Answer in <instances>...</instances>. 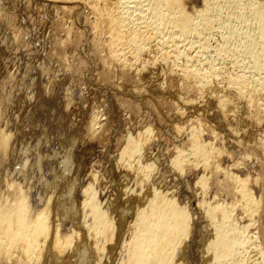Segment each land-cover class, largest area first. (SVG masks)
Segmentation results:
<instances>
[{
    "label": "rangeland",
    "instance_id": "obj_1",
    "mask_svg": "<svg viewBox=\"0 0 264 264\" xmlns=\"http://www.w3.org/2000/svg\"><path fill=\"white\" fill-rule=\"evenodd\" d=\"M120 1L0 0V204L28 187L30 215L45 210L49 222L30 257L19 244L0 264H124L143 214L171 201L191 220L170 264L215 262L219 234L249 241L228 264H264V68L244 46L251 37L261 49L253 9L264 0H183L193 20L176 45L158 35L142 50L114 40ZM92 204L109 215L104 237L90 227ZM71 231L77 242L56 246Z\"/></svg>",
    "mask_w": 264,
    "mask_h": 264
},
{
    "label": "bare ground",
    "instance_id": "obj_2",
    "mask_svg": "<svg viewBox=\"0 0 264 264\" xmlns=\"http://www.w3.org/2000/svg\"><path fill=\"white\" fill-rule=\"evenodd\" d=\"M121 1H123L122 5L123 6L125 5L124 6L125 11L121 12L122 8L120 7L121 13H119V15L116 14L117 16L112 18V20H111L113 26H115L117 28V29L115 28V30H117V31H115V32L113 31V32L115 34H117V32H118V36L117 37L115 36L116 39H114V40H116V41L118 40L119 42L125 41L127 43H130L131 46H134L138 50H140V49L142 50V48L144 49V47H145L144 45L149 42L148 40H150L151 38H152L151 40H153V38H156L158 35L161 37V38L159 37L161 39V41H159V42H161L160 45L164 48L166 47L165 49H169L170 45L172 43L174 45L176 42V39H177L176 34H178L180 31L182 32L183 30H185L187 28V23H189L190 21L193 20L191 14L185 8L182 7L183 6L182 5L183 0H133V1L132 0H121ZM130 3H132L133 5H130ZM255 9H253V11H254L253 15H255V17H256V25L254 27L256 30H259V32H260L258 35L261 39V43L259 44V45H261V49L257 50L258 48L255 49L256 47L252 48L254 45H252L253 43L251 44V42H253L251 37H247V38L245 37L246 39H244L245 40L244 46L247 48L246 53L250 57H252V58L254 57V59L256 58L255 68H253V69L261 70L264 68V10L262 8L259 10H255ZM208 10H209V7L207 8V6L203 7L202 9L197 10V14L195 16L196 17L195 19H199L198 20L199 22L197 21L196 24L194 22V24H195L194 28H196V29L199 28V25H202L204 27H206L208 25V23L210 21V17L207 16ZM118 12H119V10H118ZM131 24L132 25L135 24V25L131 26ZM204 27H202V28H204ZM125 30L130 32V34L128 32H126L128 35L127 34L124 35ZM228 32H230V31H228ZM233 33H230V34L233 35ZM227 37H230V35ZM255 37H253V38H255ZM242 42L244 43V41H242ZM121 44H123V43H121ZM115 46H117V45H115ZM116 50H118V49H116ZM169 52L170 51L168 50V54H169ZM177 53H179V51ZM113 55H115V52L113 53ZM117 55H119V54H117ZM178 131H179V129H178ZM130 141H129L130 146L128 145L130 147V149H129V151L127 150V152L129 155L132 156V155L137 154V152L139 151V144H138V141H136L135 139L134 140L131 139ZM200 141L201 140L199 138H197L195 140V142H193L194 143L193 147H194V150L196 152V155L200 154V156H202L204 159H207V158L209 159V156L212 157L211 154L213 155L214 152H212L211 148L209 149L206 146H203L204 144L202 145V143ZM7 142H8V136L1 134L0 135V146L1 147L7 146ZM178 153H179V151H178ZM180 159H178V161ZM182 161H180V163L176 164L178 166V170H179V168H181L183 166ZM176 165H175V167H176ZM248 182H245V181L241 182L242 190H240V191L243 192V194L246 192L245 196L247 197V199L250 200L253 204H256V202H255L256 199L254 200L252 197ZM16 184H18V183H16ZM16 186H11V187H14L13 189H16ZM19 186L21 187V185H19ZM27 188H23V187L19 188L18 187L17 193H16L17 196L14 194H11V195H14L15 198L11 197V199H13V200H10L9 203H6V202H8L7 197H6V201L4 200L5 203H3V201H1L2 204H0L1 205V207H0L1 208V210H0V257H2V255L8 254L11 251V249H14V247L16 245L18 246L19 244H23L21 247L24 248V254L26 253V256L28 255L27 257H30L32 252H35V249L39 246L38 243H39L40 239L42 238V236L47 235V232H48L47 230L49 228L48 227L49 222L47 220L48 215H46V214H48V213L43 212L45 210H42L43 214H42V212H41V214L38 213L39 212L38 211L37 213L40 215H37V216L35 215L36 217L31 216L33 211H31L32 207L30 204H28V201L26 198V193L28 191ZM9 190H12V189L10 188ZM134 191H136V190H134ZM11 192H13V190ZM14 193H15V191H14ZM7 195H8V193H7ZM154 195H156V194H154ZM155 198H157V196ZM28 200H29V198H28ZM163 200H165V199H163ZM174 202L171 201L167 207H163V206L158 204V206H155L154 209H151V211H153V212L150 211L151 212L150 215H149V212L147 213L148 217L143 214V216L141 218V221H142L141 225H143L142 229H141V231L138 230L139 233H137L135 238H133V242L131 241L132 242V248H131L132 249V255L129 253L130 256L128 255V257L129 258L131 257V258L129 259L128 262H126L128 260V257H127L126 261L124 260V262L126 264H170L171 260L175 258V255H177L176 252H177V248H178L176 246V244L179 243L178 241L180 238L185 237L187 235V228H189L188 226L190 224L191 219H190V215H189L190 213H188L186 211L187 209L184 210L183 208H180V207H182L181 204L179 207V206H177V203L175 202L176 203L175 204ZM142 207H144V206L141 205L140 208H142ZM87 209H89V208H87ZM213 210H211L212 211L210 213L211 215H214L217 212H219L218 210H214V211ZM30 211H31V215H30ZM85 211L89 212L88 215L93 220V222L91 221V223H90V224H92L90 227L93 229L92 231L95 232L96 235L101 234V236H102V233L104 234L106 232V234H107L108 231L111 232L112 229L109 230V228H111V224L109 222L110 220H108L109 215L106 214L105 210H103L100 207V205L92 204L90 206V211H88V210H85ZM87 212H86V214H87ZM34 214H35V212H34ZM225 218H226V216H225ZM84 220L86 221V219H84ZM225 220H227V219H225ZM83 224L86 225L87 222L83 223ZM89 225L87 224L86 226L88 227ZM57 229H60V228H57ZM71 232H73V231H71ZM71 232H70V234H71ZM59 233H57V234L59 235ZM70 234H68L69 236H66L67 238H65L63 240H61L62 237L59 238V236H58L59 239L56 238V239H58L56 246L61 248L63 244L65 245V242H69L70 244L68 243V245L75 244V242H77L78 234L76 232H73L71 235ZM92 234H94V233H92ZM106 234L103 235L102 237L106 236ZM109 234H111V233H109ZM96 235H95V238H97ZM90 236H91V234H90ZM218 237L219 238L217 239V242H216V244H217L216 246L218 248L215 249V251L218 249H223L226 251H223L222 253H217L216 257L214 256L216 258L215 262L210 257L212 254L210 256L207 255V257H205V259H204L205 264H226V263L228 264L229 260L230 259L232 260L231 257L236 255L237 251H239L238 249L241 248L242 246L246 245L249 242L248 241L246 243V241H247L246 238L241 239L244 237V235H243V237L238 238V239L227 238L225 235H222V234H219ZM108 240H107V242H108ZM94 241L95 240H93V242ZM76 244H78V243H76ZM130 245H131V243H130ZM96 248L97 249H95V248L94 249L97 250L96 252L98 253L99 256H102V257L105 256V251H104L103 247L96 246ZM20 251H23V250H20ZM128 251H129V249H128ZM8 257H11V256L8 255ZM125 259H126V257H125ZM8 260H10V259H8Z\"/></svg>",
    "mask_w": 264,
    "mask_h": 264
}]
</instances>
